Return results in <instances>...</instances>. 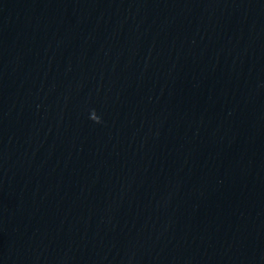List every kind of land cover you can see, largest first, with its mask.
<instances>
[{"label": "water", "instance_id": "obj_1", "mask_svg": "<svg viewBox=\"0 0 264 264\" xmlns=\"http://www.w3.org/2000/svg\"><path fill=\"white\" fill-rule=\"evenodd\" d=\"M0 264H264V0H0Z\"/></svg>", "mask_w": 264, "mask_h": 264}, {"label": "clouds", "instance_id": "obj_2", "mask_svg": "<svg viewBox=\"0 0 264 264\" xmlns=\"http://www.w3.org/2000/svg\"><path fill=\"white\" fill-rule=\"evenodd\" d=\"M96 122H99V119L95 120Z\"/></svg>", "mask_w": 264, "mask_h": 264}]
</instances>
